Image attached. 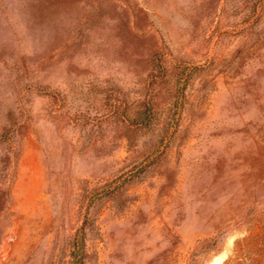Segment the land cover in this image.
<instances>
[{
    "label": "rangeland",
    "instance_id": "1",
    "mask_svg": "<svg viewBox=\"0 0 264 264\" xmlns=\"http://www.w3.org/2000/svg\"><path fill=\"white\" fill-rule=\"evenodd\" d=\"M75 262L264 264V0H0V264Z\"/></svg>",
    "mask_w": 264,
    "mask_h": 264
},
{
    "label": "trees",
    "instance_id": "2",
    "mask_svg": "<svg viewBox=\"0 0 264 264\" xmlns=\"http://www.w3.org/2000/svg\"><path fill=\"white\" fill-rule=\"evenodd\" d=\"M74 256H75V259H76L77 257H76V255H75V253H74ZM75 264H76V262H75Z\"/></svg>",
    "mask_w": 264,
    "mask_h": 264
}]
</instances>
